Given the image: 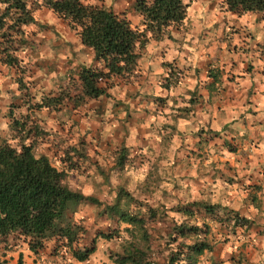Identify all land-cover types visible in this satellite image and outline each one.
Returning <instances> with one entry per match:
<instances>
[{"label":"rangeland","instance_id":"1","mask_svg":"<svg viewBox=\"0 0 264 264\" xmlns=\"http://www.w3.org/2000/svg\"><path fill=\"white\" fill-rule=\"evenodd\" d=\"M84 1L115 12L126 11L134 24L139 22L132 8L134 0ZM183 1L190 4L180 29H174L176 41L151 42L147 48L144 60L152 64L150 70L143 63L141 72L116 80L109 89L113 98L89 100L77 107L62 104L58 109L35 108V103L43 94H59L68 85L64 76L80 63L89 64L92 53L62 18L45 7L36 10L37 23L26 27L30 44L20 52L23 72L0 65V137L8 133L7 112L14 105L16 117L27 115L28 125L41 127L34 150L46 154L55 167H65L61 157L68 145H78L89 156V162L74 156L79 165L67 170V183L103 203L123 185L150 205L168 208L179 201L203 198L236 209L253 220L252 224L233 230L226 223L208 219L217 243L198 264H264V53L258 48V42L264 40V14L236 16L224 12L219 0ZM163 58L174 61L182 71L178 86L168 90L161 86L168 74L160 66ZM198 61H202L199 66ZM209 63L223 71L219 96L212 105L204 104L206 112L198 105L196 119L178 117L174 121L175 107L185 104L182 98H187L195 77L203 91V84L209 81ZM193 67L200 71L196 73ZM18 77L26 87L23 96H19ZM154 97L166 99L162 102ZM115 100L121 103L112 105ZM200 124H209L210 131L218 135H208L211 138L199 144V138L204 137L195 134ZM224 140L235 150L226 148ZM123 145L129 147L132 160L126 166L129 178L125 184L119 172L110 169L116 149ZM94 163L106 168L105 179ZM251 194L256 195L254 201L249 199ZM100 209L81 203L74 211V219L86 227L89 238L108 229L110 222L99 214ZM156 228L164 231L166 223L157 221ZM121 235L125 236L124 232ZM86 239L84 236L82 241ZM117 243L116 239L99 238L95 252L87 261L78 262L64 251L52 254L51 241L35 254L25 242L10 235L0 241V248L6 251L0 249V261L16 264L20 256L24 264H112L108 256ZM154 252L163 264L165 251Z\"/></svg>","mask_w":264,"mask_h":264},{"label":"trees","instance_id":"2","mask_svg":"<svg viewBox=\"0 0 264 264\" xmlns=\"http://www.w3.org/2000/svg\"><path fill=\"white\" fill-rule=\"evenodd\" d=\"M219 2L224 12L229 11L236 16L249 12L264 14V0ZM189 4L183 0H134L132 8L139 19L134 24L126 11L115 12L113 8L84 0H0V65L23 72L20 52L30 44L26 27L37 23L35 12L45 7L66 22L92 56L89 64L80 63L78 68L67 73L68 77L64 76L68 85L59 94L41 95L35 108L58 109L62 104L77 107L89 100H101L111 96L109 89L113 88L116 80L129 79L133 72H141L143 63L147 70L151 69L152 64L144 60L147 48L151 42L176 41L174 32L185 21ZM258 48L264 53V40L258 42ZM200 63L202 61L196 65ZM188 64L191 66L190 62ZM160 66L168 73L161 86L166 90L178 86L182 72L179 65L163 58ZM195 71L198 73L200 69L195 68ZM206 76L209 81L203 84L202 92L201 83L195 77L193 88L187 90V98H182L185 104L175 107L174 121L178 117L196 119V107L200 105L202 112H206L204 104L212 105L219 96L223 71L209 63ZM16 82L19 96H23L26 87L22 78L18 77ZM165 99L154 97V100L162 102ZM115 101L112 105L121 103ZM12 107L7 112L10 119L8 133L0 137V241L10 235L16 236L35 254L51 241L52 254L64 251L72 259L85 262L95 252L99 238L107 241L116 239L117 247L110 250L108 256L112 264H161L154 252L158 249L165 251L163 264H198L200 257L205 252H212L217 243L212 237L208 219L226 223L233 230L253 222L241 216L236 209L203 198L179 201L167 208L163 204L150 205L123 185L118 186L114 197L107 203L84 194L67 183V170L79 165L74 156L82 162H89V156L81 152L78 145H68L61 157L65 167L58 169L46 154H37L34 150V140L43 132L41 127L28 125L27 115L16 117ZM210 129L209 124L198 126L195 134L204 135L199 138V144H205L211 138L208 135H218ZM223 144L232 148L227 140ZM113 162L110 169L119 172V178L125 184L129 178L125 173L126 166L132 162L129 147L119 146ZM94 165L105 179L106 168H100L97 163ZM249 199L254 201L256 195L251 194ZM81 203L101 206L99 214L110 222L108 229L97 231L89 238L86 227L73 215ZM157 221L166 223L164 231L156 228ZM120 224L124 226L122 229ZM84 236L87 239L82 241ZM155 241L159 244L154 245ZM0 249L1 252L4 250L3 247ZM0 264L3 263L0 261ZM16 264H24L22 257H18Z\"/></svg>","mask_w":264,"mask_h":264},{"label":"crops","instance_id":"3","mask_svg":"<svg viewBox=\"0 0 264 264\" xmlns=\"http://www.w3.org/2000/svg\"><path fill=\"white\" fill-rule=\"evenodd\" d=\"M189 59L191 60L192 64H193V63H196V60H192V55L189 56ZM3 251H4V250H2V252H3Z\"/></svg>","mask_w":264,"mask_h":264}]
</instances>
